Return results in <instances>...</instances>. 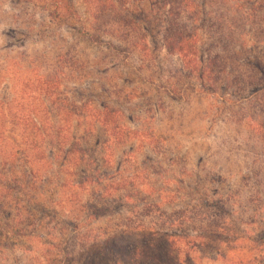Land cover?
<instances>
[{
    "label": "rangeland",
    "instance_id": "374dc122",
    "mask_svg": "<svg viewBox=\"0 0 264 264\" xmlns=\"http://www.w3.org/2000/svg\"><path fill=\"white\" fill-rule=\"evenodd\" d=\"M89 4V0H0V101L4 94L9 98L18 93L14 91L17 88H21L25 97L30 95L35 76L41 75L45 80L57 72L60 73L56 83L59 88H75L70 95L75 104L80 105L79 101L83 99H97L120 109V122L129 140L114 149L109 157L119 170L109 185L124 186V193L133 196L126 199L120 210L112 209L106 218L86 222L85 233L89 230L107 232L117 226L126 230V220L133 223L132 229L140 226L159 231L163 228L184 236L201 234L204 233L202 230L208 229L206 233L214 234L210 237L215 240L204 241L203 245L187 240L180 242L183 249L181 263L247 264L250 260L247 259L248 251L254 248L250 243H259L264 232V142L248 133L254 127L252 121L264 123L263 115L247 114L241 119L240 113L244 112L240 110L246 108L245 104L241 109L237 107L226 112L216 97L191 91L185 92L184 102L166 97V90L175 92L178 87L186 90V79L180 72V64L162 48L165 19L159 3L153 5L147 52L143 54L144 48H137L138 51L130 52L126 60L123 53L112 56L114 52L108 42L118 47L119 41L102 33V28L92 20ZM204 6L205 3L200 2L203 13L199 17L202 20L207 18ZM143 7L150 8V4L145 2ZM200 23L204 30L209 21L204 19ZM251 48L246 54L240 51L241 60L255 57L264 66V50ZM205 49L210 51L209 41ZM139 52L145 59L143 63H139ZM42 54H45L44 58ZM69 55L72 56L70 60ZM56 56L61 57L64 69L55 67ZM71 59L84 68L72 67L74 61ZM28 63L32 64L31 70ZM92 65L107 73L90 74ZM246 71L248 78L259 76L254 71ZM13 74L24 79L21 83H25L26 89L24 84L17 85ZM67 77L82 81L70 82ZM26 80L31 81L24 82ZM120 91L129 92L130 98L125 99ZM79 93L82 95H76ZM89 93L94 97H89ZM216 95L225 97L222 91ZM159 105L164 108V113L156 112ZM57 112L50 103L42 104L41 114L47 121ZM0 113L6 114L7 109L2 106ZM170 114L173 118L179 115L169 120ZM215 115L216 122L212 123ZM151 117H154L152 121ZM245 127L246 132L240 133V128ZM173 131L180 133L175 135ZM94 133L89 141L97 152L96 140L102 138V132L95 130ZM238 135L245 140L239 139ZM198 199L206 204L216 203L221 208L222 215L218 214L222 220L217 219L218 224L214 222L210 226L216 231L209 230L207 219L199 223L201 217L197 216L196 222H190V214H194L195 209H202L199 205L191 208ZM209 209L202 213L212 219L209 215L213 206ZM24 215L21 219L16 218L23 234L45 236L38 220L41 213L35 211L33 216L27 211ZM176 218L184 223L174 224ZM3 219L0 218V223ZM65 235L66 243H41L26 236L21 239L10 237L0 248L3 250L0 264H43L46 251L53 260H60L63 255L80 249L77 243H71L69 230ZM262 247L259 252L258 247L257 256L264 254V244Z\"/></svg>",
    "mask_w": 264,
    "mask_h": 264
},
{
    "label": "trees",
    "instance_id": "16d2710c",
    "mask_svg": "<svg viewBox=\"0 0 264 264\" xmlns=\"http://www.w3.org/2000/svg\"><path fill=\"white\" fill-rule=\"evenodd\" d=\"M155 1L164 10L162 48L180 64V72L186 79V90L179 87L175 92L166 90V97L171 101L184 102L186 91L206 94L216 97L226 112L237 107L241 109L245 104L246 108L240 110L244 115L240 113L239 118L247 114H262L264 119V66L255 57L244 58L243 61L240 55L241 52L246 54L254 46L257 51L264 50V0H89L92 20L102 28L104 35L119 41L118 47L108 42L114 52L112 56L123 53L126 60L130 52H136L141 47L144 48L143 54L147 52ZM145 2L150 4V8L143 7ZM200 2L206 5L207 18L204 19L205 22L209 21L204 30L203 23H200L204 20L200 19L203 13ZM67 7L70 8L69 5ZM199 38L201 43L198 44ZM208 41L210 51L205 49ZM140 52L139 63H143L145 59ZM41 57L44 58L45 54ZM67 57L70 60L72 56ZM61 60L60 56H56L55 67L64 69ZM71 60L74 61L71 66L75 69L84 68ZM27 65L31 70L32 64ZM92 69L90 74L93 75L107 73L95 65H92ZM246 70L254 71L259 76L256 79L248 78ZM13 75L18 81L17 85L24 84L26 89L25 83H21L24 79ZM57 75L60 73L55 72L45 80L41 75L35 76L30 95L25 97L21 88H17L20 91H14L18 93L9 98L4 94L0 101V110L2 106L7 109L6 114L0 113V218H5L0 223V248L3 241L7 243L10 237L21 239L26 236L29 240L36 238L41 243H66L65 234L69 230L71 243H77L80 249L73 254L63 255L60 260H53L46 251L43 264H183L180 242L215 240L210 237L214 234L209 236L206 233L208 229L202 230L204 233L201 234L184 236L172 234L163 228L159 231L140 226L136 227L138 230L132 229L130 220L125 221L126 228L130 227L128 230L117 226L107 232L89 230L85 233L86 222L106 218L112 209L120 210L125 206L126 199L133 196L124 193V186L109 185L119 173L109 157L114 149L129 140V135L121 125V112L117 106L97 99H83L79 101L80 105L75 104L70 96L75 88H59ZM69 79L70 82L82 81L67 77V81ZM27 81L31 80L24 82ZM221 91L225 97L216 95ZM120 92L125 99L130 98L129 92ZM88 96L94 97L91 93ZM47 102L58 110L48 121L41 114L42 104ZM161 111L164 113V108L157 106L156 112ZM178 115L173 118L170 114L169 120L176 119ZM216 118L217 115L213 116L212 123L216 122ZM153 119L151 117L150 121ZM140 121L144 123L145 120ZM251 125L252 132L248 133L264 142V123L252 121ZM245 129L240 128V133L246 132ZM95 130L102 132V138L96 140L97 152L92 141H89L95 136ZM180 132L175 131L174 134ZM238 138L243 139L240 135ZM93 193L97 194L93 196ZM196 205L202 209H195L194 214L188 212L190 222H196L197 216L201 217L199 223L207 219L209 230L216 231L210 226L214 222L218 224L217 219L222 220L218 214L222 215L221 208L216 203L206 204L203 200L195 202L191 208ZM211 206L213 212L209 216L212 219H209L202 212L210 210ZM27 211L33 216L35 211L41 213L38 220L42 223L45 236L23 234L16 218H23ZM182 221L178 222L177 218L173 220L174 224L184 223ZM263 241L264 232L260 235L259 243H250L254 248L248 251L247 259L250 260H247V264H264V254L256 255L258 247V252L263 248ZM2 253L0 249V256Z\"/></svg>",
    "mask_w": 264,
    "mask_h": 264
}]
</instances>
